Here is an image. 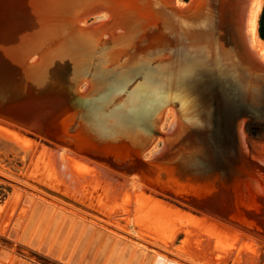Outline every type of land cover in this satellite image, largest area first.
<instances>
[{"label": "water", "instance_id": "95a60500", "mask_svg": "<svg viewBox=\"0 0 264 264\" xmlns=\"http://www.w3.org/2000/svg\"><path fill=\"white\" fill-rule=\"evenodd\" d=\"M165 1L40 0L46 14L54 15L57 36L50 29L49 41L22 37L17 20L14 40L7 44L4 34L0 37L2 62L18 52L7 67L0 65V93L5 96L0 98V120L57 142L110 171L137 175L153 189L264 240V199L261 216L250 217L258 226L229 219L235 216L236 174L241 169L224 144H205L217 154L211 162L199 154L143 159L148 144L140 137L160 136L155 124L164 108L177 107L181 122L196 118V133L215 134V127L198 122L211 121L220 103L237 97L227 94L225 84L241 93L235 76L261 70L248 56L244 40L235 42L233 32L223 50L215 48L207 34H193L211 27L196 12L200 0L186 12L175 11ZM25 3L26 18L29 4L42 6L35 0ZM99 13L110 19L83 25L85 16L94 19ZM22 45L26 46L20 50ZM179 51L187 58L174 68ZM232 63L236 68H230ZM83 83L88 85L85 92L79 89ZM136 130L145 135L135 138ZM15 264L36 263L18 258Z\"/></svg>", "mask_w": 264, "mask_h": 264}, {"label": "rangeland", "instance_id": "374dc122", "mask_svg": "<svg viewBox=\"0 0 264 264\" xmlns=\"http://www.w3.org/2000/svg\"><path fill=\"white\" fill-rule=\"evenodd\" d=\"M239 1L232 19L235 42L244 40L248 56L261 70L254 68L241 77L235 76L242 86L241 93L225 84L227 94L237 97L229 104H219L215 117L209 119L219 123L198 122L218 131L212 135L196 133V118L181 122L177 107L170 105L156 118L160 136L147 139L136 130L135 138L139 136L148 144L142 151L146 161L199 154L211 162L217 154L212 150L210 153L207 146L224 144L237 169H241L236 174L235 216L230 215L229 219L258 226L250 217L261 216L263 211L264 55L251 45L246 29L254 0H244L243 10ZM35 2L41 8L29 4L26 18L25 0H0V37L4 34L6 43L17 34V20L21 22L22 37L49 41L46 38L50 29L57 36L54 15L46 14L40 0ZM165 2L175 11L186 12L196 0ZM90 16L82 19L83 25L110 19L100 13L94 19ZM44 17L51 21L45 22ZM197 33L198 30L193 32ZM59 38L55 37L56 41ZM3 39L0 38V49ZM23 46L26 45L20 50ZM186 56L179 51L174 68ZM15 57L2 62L0 56V65L7 67ZM230 68H236V64ZM16 76L23 79L17 73ZM79 89L85 92L88 85L83 83ZM0 94V98H5ZM191 122L194 125H188ZM87 128L92 134L93 129L89 125ZM134 177L138 188L131 184ZM241 250L245 252V264H264V240L153 189L137 175L126 177L110 171L57 142L0 120V264H15L18 258L36 264H221L224 255L231 257Z\"/></svg>", "mask_w": 264, "mask_h": 264}, {"label": "bare ground", "instance_id": "6f19581e", "mask_svg": "<svg viewBox=\"0 0 264 264\" xmlns=\"http://www.w3.org/2000/svg\"><path fill=\"white\" fill-rule=\"evenodd\" d=\"M239 1V0H238ZM237 0H200L199 3V7L196 9V12L198 13V11H200V13L203 14V17H205L207 23L206 25H211V27L204 29L202 28V30H198L199 33L194 34L196 37H200L201 34H204L207 36H210L215 48H219L221 50H223L225 47H227L228 45V37L232 35L231 32H233L234 34V27H233V16L235 14V11L239 8V5L237 4L238 2ZM243 1L244 0H240L239 4L240 7H242L243 10ZM262 3L263 0H254V8L252 9L251 13L249 14V22L247 25V31H248V39L250 40L251 45L256 49L259 50L260 52H262V54L264 55V43L262 42V40L259 38L258 36V18L261 12V8H262ZM216 9V10H215ZM241 10V8H240ZM241 10V12L243 13V11ZM216 11V12H215ZM196 13V16L198 17V14ZM103 17V16H102ZM101 17V18H102ZM0 22H2L1 18H0ZM211 23V24H209ZM203 27H205V24H203ZM204 30V31H203ZM172 116V115H171ZM170 120H172V118H170ZM211 123L215 124L216 121H210ZM173 123V122H172ZM260 124V123H259ZM190 131H195L194 128H189ZM192 137V136H191ZM194 140V139H193ZM59 150V149H58ZM68 154V153H67ZM72 156V154H70ZM63 156V155H62ZM75 157V156H74ZM148 157V156H147ZM66 158V157H65ZM72 158V157H71ZM77 159V158H76ZM68 161V160H67ZM58 164V163H57ZM81 164V163H80ZM93 165V164H91ZM90 165V166H91ZM89 166V168H90ZM61 167V166H60ZM64 167V166H63ZM92 168V167H91ZM98 168V167H97ZM96 168V170L98 171V169ZM102 168V167H101ZM66 169V168H65ZM65 169H61L62 171L65 172ZM69 170V169H68ZM66 170V173L67 171ZM91 170V169H90ZM95 170V169H94ZM62 171L60 174V170H58V173L60 175H62ZM78 171V170H77ZM84 171H86L84 169ZM89 171V169H88ZM101 171V173H104L103 170H99ZM103 171V172H102ZM63 172V173H64ZM76 172V171H75ZM90 172V171H89ZM57 173V172H56ZM84 173V172H83ZM95 173L98 174V172L95 171ZM111 173V172H110ZM70 174V173H69ZM82 174V173H81ZM80 174V175H81ZM89 174V173H87ZM86 174V175H87ZM93 173H91L92 175ZM85 175V174H84ZM94 175V174H93ZM100 175V173H99ZM102 175V174H101ZM77 176V175H76ZM90 176V175H89ZM71 177V176H70ZM73 177V176H72ZM80 177V176H79ZM104 177V176H103ZM66 178V176H65ZM64 178V179H65ZM69 179V178H68ZM73 179V178H72ZM112 179V178H111ZM75 180V179H74ZM94 180V179H93ZM68 181V180H67ZM79 181V180H78ZM134 182H130L131 184L134 183V185H138L136 178L134 177L133 179ZM255 182V181H254ZM71 182L69 183L70 186ZM129 184V183H128ZM135 185V186H136ZM93 186V185H92ZM139 186V185H138ZM138 186H136V188H138ZM252 186V185H251ZM141 189V188H140ZM240 191V190H239ZM244 191V189H243ZM84 192V191H83ZM82 192V193H83ZM147 192V191H146ZM245 193V192H243ZM129 196V195H128ZM243 196V194H242ZM159 199V198H158ZM58 208V207H57ZM262 253V252H261ZM261 255V254H260ZM260 257V256H259Z\"/></svg>", "mask_w": 264, "mask_h": 264}, {"label": "crops", "instance_id": "0c3cea01", "mask_svg": "<svg viewBox=\"0 0 264 264\" xmlns=\"http://www.w3.org/2000/svg\"><path fill=\"white\" fill-rule=\"evenodd\" d=\"M235 238L239 239L240 237L237 236ZM227 256H228V254L224 255V257L221 259L222 260L221 264H245L246 258H245V252L243 250L239 251L238 253L236 252L234 255H231V257H227ZM198 262L200 264H209L207 262H205V263L200 262V261H198ZM210 263L217 264L216 261L215 262H210Z\"/></svg>", "mask_w": 264, "mask_h": 264}, {"label": "trees", "instance_id": "16d2710c", "mask_svg": "<svg viewBox=\"0 0 264 264\" xmlns=\"http://www.w3.org/2000/svg\"><path fill=\"white\" fill-rule=\"evenodd\" d=\"M258 36L264 42V3L261 8V12L258 18Z\"/></svg>", "mask_w": 264, "mask_h": 264}]
</instances>
